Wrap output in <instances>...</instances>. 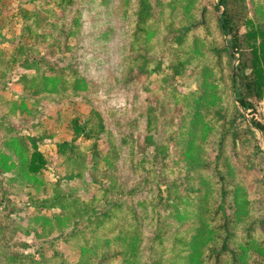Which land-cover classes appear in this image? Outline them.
<instances>
[{
	"label": "trees",
	"instance_id": "obj_1",
	"mask_svg": "<svg viewBox=\"0 0 264 264\" xmlns=\"http://www.w3.org/2000/svg\"><path fill=\"white\" fill-rule=\"evenodd\" d=\"M196 3L135 0L126 10L122 80L142 86L145 108L119 133L96 108L84 122L72 119L71 139L56 144L54 181L41 150L53 136L43 131V105L85 94L90 82L71 65L49 62L41 46L69 49L82 30L78 0H45V9L25 15L15 46L0 47L4 85L19 70L34 72L17 81L28 97L0 98V264H264V211L228 153L244 113L264 99V0H218L213 15ZM12 4L0 0V14ZM41 12L50 19L42 26ZM5 21L0 15V34ZM153 77L163 94L153 95ZM180 79L196 89L180 92ZM250 122L264 134L261 122ZM156 132L166 140L155 142ZM127 162L141 177L132 189L121 182ZM11 192L32 210L25 225ZM19 233L50 249L23 252L29 244Z\"/></svg>",
	"mask_w": 264,
	"mask_h": 264
},
{
	"label": "rangeland",
	"instance_id": "obj_2",
	"mask_svg": "<svg viewBox=\"0 0 264 264\" xmlns=\"http://www.w3.org/2000/svg\"><path fill=\"white\" fill-rule=\"evenodd\" d=\"M45 0H12L13 4L9 10L3 12L6 18L5 23L9 25L4 34H0V47L10 48L15 46L21 37L25 25L28 24L25 15L34 14L39 8L45 9ZM218 0H197L196 5L201 4L207 10L212 11L213 5ZM135 0H78V8L82 11V30L78 37L69 38L67 44L69 49L52 48L49 43L42 45L43 52L47 51L52 64L59 67L71 65L76 68L90 82V89L87 93L69 97L60 102H46L42 109L43 131L52 136V141H46L41 146V150L47 159L46 175L49 180L54 181L60 175L55 165L58 162L56 157V144L67 139H71L73 130L71 121L79 118L86 121L90 117L93 108L101 111L107 124L115 131L121 132L127 128L128 120L136 118L144 110V99L146 93H142V86L139 84L128 85L123 82V71L125 69L126 57L128 55L129 34L131 31L130 19L125 17V12L130 9ZM22 11V16L19 13ZM62 17L61 14H59ZM72 15L69 14L65 22L70 23ZM40 26L48 20L45 13L41 12ZM49 25L47 29H49ZM50 31V30H47ZM27 43L31 41L28 33L25 36ZM58 39L63 36L57 35ZM55 46H63L59 42ZM54 49V50H53ZM34 72L19 70L14 73L8 84L4 85L0 80V98L10 100L18 97H28L17 81L22 75L32 76ZM149 87L153 95L163 94L159 88L161 83L157 77H153L149 82ZM193 80L180 79L177 86L182 93H187L196 89ZM246 120L238 123V134L229 143L228 153L233 157L244 183L252 193L251 198L256 199V208L264 211V134L251 127V119H255L264 125V99L256 104L254 111L244 113ZM11 120L16 125H21L17 118ZM139 144L144 146L145 133L142 130ZM24 134L27 135V132ZM140 134V135H141ZM167 134L154 133L155 142H163ZM232 139V137H231ZM235 143V144H233ZM105 149V146H102ZM152 148L150 149L151 152ZM121 182L127 189L135 188L139 185L141 177L136 176L127 162L121 170ZM5 177H9L6 175ZM4 176L0 177V182L4 181ZM142 189V188H140ZM83 193V192H81ZM14 201L23 208V211L15 216L17 222L26 224L27 215L32 211L26 204V199L21 195H12ZM92 195V194H91ZM86 196V195H85ZM17 240L29 244V247L22 250L25 253H34L36 249H50L46 241L38 240L34 236L27 237L22 233L17 234ZM62 252L72 263L77 261V254L69 249L65 244H60Z\"/></svg>",
	"mask_w": 264,
	"mask_h": 264
}]
</instances>
